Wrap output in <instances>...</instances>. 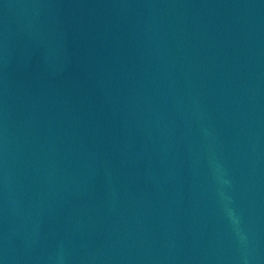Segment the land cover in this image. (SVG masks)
Listing matches in <instances>:
<instances>
[{
	"label": "water",
	"instance_id": "95a60500",
	"mask_svg": "<svg viewBox=\"0 0 264 264\" xmlns=\"http://www.w3.org/2000/svg\"><path fill=\"white\" fill-rule=\"evenodd\" d=\"M0 264H264V0H0Z\"/></svg>",
	"mask_w": 264,
	"mask_h": 264
}]
</instances>
